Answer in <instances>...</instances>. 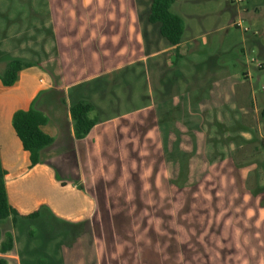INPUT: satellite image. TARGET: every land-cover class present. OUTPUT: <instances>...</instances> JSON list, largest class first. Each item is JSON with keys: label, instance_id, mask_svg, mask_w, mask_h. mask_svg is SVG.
<instances>
[{"label": "rangeland", "instance_id": "374dc122", "mask_svg": "<svg viewBox=\"0 0 264 264\" xmlns=\"http://www.w3.org/2000/svg\"><path fill=\"white\" fill-rule=\"evenodd\" d=\"M1 1L0 25L7 7ZM50 3L44 12L52 13L49 21L34 13L32 3L25 6L19 17L21 53L58 77L82 81L66 96L69 105L82 94L95 103L99 122L86 138L84 185L99 204L112 211L127 206L130 213L138 208L132 234L138 245L151 244L152 264H264V207L256 206L264 203V147L259 145L264 144V105L258 98L264 70L250 62L259 53L247 42L257 34L253 23L241 13L234 18L240 27L230 22L228 0H173L170 10L185 27V45L175 49L147 21L150 0H88L83 10L79 0ZM237 4L257 7L258 38L264 43V0ZM1 56L0 71L6 62ZM242 70L252 74L248 96L257 111L236 112L245 106L238 86L233 109L223 104V116L211 115L205 91L226 73L238 77ZM200 102L202 111L196 110ZM239 115L243 125L260 131L262 138L253 143L259 150L252 152V144L232 148L227 126L241 121ZM9 229L10 220L0 222L1 234ZM32 229L40 241L74 230L45 217L19 220L13 228L16 242L25 245ZM172 233L180 244L177 254ZM89 247L87 263L94 264ZM76 255L66 252L64 261L76 264Z\"/></svg>", "mask_w": 264, "mask_h": 264}, {"label": "crops", "instance_id": "0c3cea01", "mask_svg": "<svg viewBox=\"0 0 264 264\" xmlns=\"http://www.w3.org/2000/svg\"><path fill=\"white\" fill-rule=\"evenodd\" d=\"M44 1L43 6L39 0L40 6L36 5L37 0H29L27 3L25 0L1 1L2 5L7 6L1 15L0 30L3 38L0 43L1 60L3 57L6 61L11 58H26L21 53L24 33L20 32L23 26H19V17L23 14L25 6L32 3L34 13L43 16L44 21L47 19L49 21L52 15L49 12L51 3L50 0ZM79 4L80 9L83 10L89 3L88 0H79ZM75 7L78 10V6L75 5ZM241 7L235 4L234 0H228V8L231 12L230 22L234 23V18L241 13L253 23L257 34L248 36L247 42L249 47H257L259 53L258 59L251 58L250 62H255L258 70H264V49H262L264 43L258 38L261 28L257 26L258 19L254 14L255 11L257 12V7L253 6L251 10L247 5ZM46 8H49L48 15L44 14ZM68 13L72 14V8ZM39 36L38 31L37 37ZM250 41H254L255 44L250 46ZM182 45H185L183 40L177 47L167 44L168 47L175 49ZM193 50L196 48L190 51ZM175 56L176 65L179 68L181 66L180 54H177L176 50ZM30 60L38 62L39 65L21 70L12 85L5 86L0 80V162L5 171L4 182L7 196L9 201L22 213H29L40 205H46L40 216L34 220L45 217L50 221L68 224L74 230L70 234H67L68 232L53 233L49 240L40 241L36 238L37 232L35 233L32 229V236H28V242L22 245L16 242L14 227L10 218H7L5 220H10L11 229L6 231L13 234L14 246L11 251L0 253V258H4L6 264L9 262L11 264H70L72 262L67 261V258L65 262L64 258L66 252H72L77 254L76 264H88L91 243L94 264H152L151 244L149 246L143 243L138 245L132 234L134 217L137 216L138 208L136 207L133 213L129 212L130 209L127 206L112 211L111 207L99 204L98 196L84 185L85 177H87L85 144L89 134L80 140L73 137L72 122L68 115L69 102L66 100L70 92L73 94L74 86L82 81L72 82L66 77H58L51 67L48 71L37 59ZM216 67L218 68V65ZM225 76L226 78L219 82H212L208 92L205 91V95H208L207 104H210L209 111H213L211 115L223 116V104L233 109L234 87L238 86L242 88V95H239V99H242L245 106H240V111L236 112L244 113L248 111L247 107H250L255 113L257 105L248 96L252 92V74L248 70H242L238 77H228L227 73ZM233 77L237 78L233 79ZM260 90L258 98L264 105V87L261 86ZM30 107L47 116L48 122L41 129L53 139V142L41 151V163L32 168H29L28 152L23 150L11 124L15 111L28 110ZM199 109L201 111L203 109L201 102L196 110ZM239 116L241 120V115ZM241 122L242 120H233L231 125L227 126L233 133L229 138L230 143L234 145L232 148L242 150L244 145L252 144V152L259 150L258 143H253L262 138L260 131L255 127H247ZM259 145L264 147L262 141ZM246 193L241 192L242 195ZM252 193L255 196L258 195L255 190ZM252 198L256 200L253 195ZM256 206L264 207V203ZM46 229L50 230V228ZM174 234L172 233V238L174 237L172 246L176 248L177 254L180 244ZM66 243L71 245L70 249L67 248ZM86 248L88 252L83 258L82 252Z\"/></svg>", "mask_w": 264, "mask_h": 264}, {"label": "trees", "instance_id": "16d2710c", "mask_svg": "<svg viewBox=\"0 0 264 264\" xmlns=\"http://www.w3.org/2000/svg\"><path fill=\"white\" fill-rule=\"evenodd\" d=\"M172 3L173 0H150L147 21L158 26L159 35L169 46L177 47L182 41L184 21L180 15L170 10ZM37 65H39L38 62L30 59L11 58L5 62L4 69L0 71V80L5 86H10L17 80L21 70ZM75 90L74 88L73 91ZM82 96L83 98L68 106L72 133L76 140L85 138L99 122L95 103L85 94ZM169 111L171 112V109ZM263 114L264 110H262ZM47 122L48 118L44 113L31 107L28 110H17L12 115L11 124L14 132L20 140L23 150L29 155V168L41 163V151L53 142L52 137L41 129ZM4 178L5 171L0 162V221L10 218L13 227H15L19 220L38 218L46 205H40L29 213H22L9 201ZM79 188L82 187L79 186ZM32 233V230H29L28 236L31 237ZM13 246V234L10 231H5L1 235L0 232V253L11 251ZM0 264H6L4 258H0Z\"/></svg>", "mask_w": 264, "mask_h": 264}, {"label": "built area", "instance_id": "2783aa9c", "mask_svg": "<svg viewBox=\"0 0 264 264\" xmlns=\"http://www.w3.org/2000/svg\"><path fill=\"white\" fill-rule=\"evenodd\" d=\"M243 0H235V2H237V3H240V2H242ZM236 27H240V21H237V22H235V23H233Z\"/></svg>", "mask_w": 264, "mask_h": 264}]
</instances>
